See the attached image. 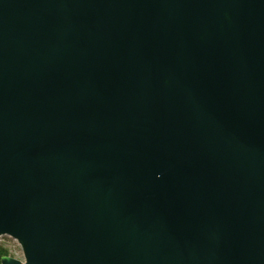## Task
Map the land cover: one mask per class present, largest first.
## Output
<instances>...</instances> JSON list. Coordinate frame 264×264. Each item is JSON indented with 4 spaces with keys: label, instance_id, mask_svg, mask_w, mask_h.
Returning a JSON list of instances; mask_svg holds the SVG:
<instances>
[{
    "label": "water",
    "instance_id": "obj_1",
    "mask_svg": "<svg viewBox=\"0 0 264 264\" xmlns=\"http://www.w3.org/2000/svg\"><path fill=\"white\" fill-rule=\"evenodd\" d=\"M0 264H264V0H0Z\"/></svg>",
    "mask_w": 264,
    "mask_h": 264
},
{
    "label": "rangeland",
    "instance_id": "obj_2",
    "mask_svg": "<svg viewBox=\"0 0 264 264\" xmlns=\"http://www.w3.org/2000/svg\"><path fill=\"white\" fill-rule=\"evenodd\" d=\"M0 249L7 252V255L4 257H10L17 260L23 261V252L20 245L17 243L16 240L4 236L0 238Z\"/></svg>",
    "mask_w": 264,
    "mask_h": 264
},
{
    "label": "trees",
    "instance_id": "obj_3",
    "mask_svg": "<svg viewBox=\"0 0 264 264\" xmlns=\"http://www.w3.org/2000/svg\"><path fill=\"white\" fill-rule=\"evenodd\" d=\"M6 255H7V252L4 251V250H2V249H0V261H1V259H2L4 256H6Z\"/></svg>",
    "mask_w": 264,
    "mask_h": 264
}]
</instances>
